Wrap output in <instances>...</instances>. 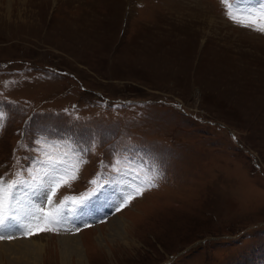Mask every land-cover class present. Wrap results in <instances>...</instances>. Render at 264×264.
<instances>
[{
  "label": "rangeland",
  "instance_id": "obj_1",
  "mask_svg": "<svg viewBox=\"0 0 264 264\" xmlns=\"http://www.w3.org/2000/svg\"><path fill=\"white\" fill-rule=\"evenodd\" d=\"M225 10L0 0V177L78 168L49 208L67 197L69 222L57 230L39 208L53 230L0 245V264H264V32ZM152 165L155 186L136 195ZM101 190L104 212L86 217ZM118 216L121 234L106 226Z\"/></svg>",
  "mask_w": 264,
  "mask_h": 264
},
{
  "label": "snow or ice",
  "instance_id": "obj_2",
  "mask_svg": "<svg viewBox=\"0 0 264 264\" xmlns=\"http://www.w3.org/2000/svg\"><path fill=\"white\" fill-rule=\"evenodd\" d=\"M243 2L244 0H233L234 5L237 6ZM221 3L225 6V15L234 23L242 27L251 28L255 31L264 32V0H256V3L260 4L259 8L247 7L235 14L231 8L228 7L227 0H221ZM3 116L4 114L0 113V119H2ZM37 143L39 144L41 142L38 141ZM33 150L37 152L40 151L39 148ZM88 150L89 149H83L82 153ZM83 162L82 158L78 159V163L82 164ZM45 163L51 166L42 174L33 177V179L37 181L36 183L29 184L25 180H21L19 178V173H13V179L11 181L7 180L5 177H0V239H3L4 235H8L9 238H11V236L16 233L30 236L41 231L50 232L53 230L52 227H40L37 223L40 217L37 214L36 201L37 199L42 200L46 197L48 205H52L59 188L68 184L70 180L77 178L74 173L78 171V168L68 165L63 159L45 161ZM155 167V165H152L148 170L152 174H146V179L142 181L140 186H137L135 189L136 195L142 194L145 190V185L146 187L155 186ZM138 175L139 172H137V176ZM91 183H96V181H91ZM28 190L31 192V198L28 196ZM99 190V188L94 189L93 192L89 193V196L94 195ZM22 193H24L23 196ZM67 199L68 198L65 197L60 201V206L44 214L46 223L55 225L57 230H59L60 225L69 222V216L72 210L66 211L63 207L64 201ZM25 201L27 202L25 203ZM126 202L127 201H125V203ZM80 203H84V198H81ZM41 207H43V204H41ZM72 223H75V220H72Z\"/></svg>",
  "mask_w": 264,
  "mask_h": 264
},
{
  "label": "bare ground",
  "instance_id": "obj_3",
  "mask_svg": "<svg viewBox=\"0 0 264 264\" xmlns=\"http://www.w3.org/2000/svg\"><path fill=\"white\" fill-rule=\"evenodd\" d=\"M108 186H112V185H108ZM107 187V186H106ZM105 187V188H106ZM24 194L22 193V196H23ZM101 195H102V190H101V193H100V195H99V200L101 199ZM113 201V200H112ZM98 205H101V206H99V207H102V206H104V204L102 203V202H99L98 203ZM37 207V206H36ZM102 209H103V207H102ZM98 211L96 210V211H92V215H94L95 216V214L97 213ZM120 215V214H119ZM106 226H109V231H111V232H113V233H116V234H121V233H123V232H125V231H127L129 228V226H128V224L126 223V224H124L122 221H121V216H118V217H115V218H113L111 221H109V223L106 225ZM86 229V228H85ZM82 231V230H81ZM80 232V231H79ZM86 232H88V231H86ZM85 232V233H86ZM110 232V233H111ZM84 233V234H85ZM73 234H74V232H73ZM115 234V235H116ZM31 236V235H30ZM30 236H19L18 234H14V235H12L11 236V238H9V239H5V238H3V239H0V240H4V241H10V240H14V239H21V240H17V241H14V242H9V243H3V242H0V245L1 246H3V245H7V244H15V243H17V244H19V243H22V244H29V243H35L36 241H33V242H28L27 240H22V239H25V238H29ZM103 236L105 237V234L103 233ZM119 236V235H118ZM32 237V236H31ZM109 237H111V236H109ZM123 239V238H122ZM28 240H30V239H28ZM27 246V245H26ZM36 247V246H35ZM1 248V247H0ZM8 248V247H7ZM37 248V247H36ZM9 249V248H8ZM16 251V250H15Z\"/></svg>",
  "mask_w": 264,
  "mask_h": 264
}]
</instances>
